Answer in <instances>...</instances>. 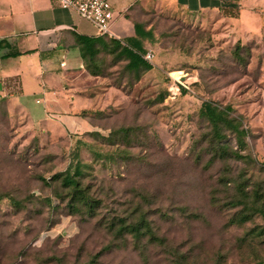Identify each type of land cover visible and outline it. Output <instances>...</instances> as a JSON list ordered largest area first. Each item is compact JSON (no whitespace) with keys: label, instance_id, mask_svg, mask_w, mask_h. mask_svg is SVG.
I'll return each instance as SVG.
<instances>
[{"label":"rangeland","instance_id":"obj_1","mask_svg":"<svg viewBox=\"0 0 264 264\" xmlns=\"http://www.w3.org/2000/svg\"><path fill=\"white\" fill-rule=\"evenodd\" d=\"M243 6L258 18L242 27L221 14L137 6L130 18L146 32L138 40L153 69L139 78L119 49L103 51L87 70L106 81L89 86L102 89L86 122L35 123L14 98L0 102V264H264V218L231 226L243 206L229 209L235 189L220 185L248 180L264 191V0ZM113 10L121 39L132 26ZM177 71L193 92L167 101ZM206 104L225 112L218 127ZM69 167L95 186L103 214L134 200L132 209L152 210L165 246L142 254L116 242L105 251L114 238L98 219L72 214L71 192L52 181Z\"/></svg>","mask_w":264,"mask_h":264},{"label":"crops","instance_id":"obj_2","mask_svg":"<svg viewBox=\"0 0 264 264\" xmlns=\"http://www.w3.org/2000/svg\"><path fill=\"white\" fill-rule=\"evenodd\" d=\"M139 5L221 14L240 27L258 18L257 10L246 9L243 0H113L121 19L132 26V32L120 40L134 36L130 16ZM75 35L99 37L91 23L62 9L56 0H0V84L5 79L20 80L21 93L13 103L35 123L55 116L68 122L77 117L84 120L87 110L96 109L93 100L102 88L89 86L104 84L106 79L88 75ZM33 100L42 105L40 112L32 108ZM36 112L42 115L39 121Z\"/></svg>","mask_w":264,"mask_h":264},{"label":"trees","instance_id":"obj_3","mask_svg":"<svg viewBox=\"0 0 264 264\" xmlns=\"http://www.w3.org/2000/svg\"><path fill=\"white\" fill-rule=\"evenodd\" d=\"M133 24L135 36L124 40L110 38L108 36L89 38L75 35L76 44L80 50L86 70L89 71V64L94 62L103 51L110 50L111 47H116V50H120L121 57H127L129 61L127 68L137 73L139 78L142 73L151 71L153 66L144 59L142 44L138 40V38L146 36V32L141 25ZM93 76L100 75L94 74ZM192 86L190 91L182 89L178 98L193 92ZM168 96L169 91L165 96L166 100ZM7 99L8 98L2 99L0 102ZM224 114L225 112L213 108L211 104H206L204 106V115L217 127L219 122L224 121ZM228 157L233 156L228 154ZM235 157L238 160L246 159L245 156L239 154H235ZM262 168H264V166H262ZM79 177H81L80 170L75 169V171H72L69 167L66 172L53 176L52 181H61L62 187L71 192V200L68 205L72 209V214L78 215L83 213L90 220L98 219V227L108 236L114 238L113 245L111 244L108 246L105 251H110L116 247V242H123L125 244L130 242L134 245L135 249L142 252V254H147L149 249H157L161 246H165L166 240L159 235L157 225L153 220L154 213L152 210H145L142 204H138L132 209L135 202L134 200L130 203V206L123 211L112 210L103 214L100 210L102 209L104 201L94 192L95 186L92 184H83L78 179ZM242 177L243 176H241V178ZM250 183L251 181L247 180L245 181V186L238 187L236 182L234 183L231 180H223L220 182V185L228 187L230 190L235 189V195L232 196L229 209H238L240 206H243V209L237 210V214L230 220L229 224L231 226H245L253 222L256 216L264 218V191H260V187L257 189L258 185L256 184H253L251 187ZM254 187L255 189L252 191ZM144 199L146 200V198ZM151 204L152 201L148 200V205L150 206ZM160 216L168 219L169 214L163 212Z\"/></svg>","mask_w":264,"mask_h":264},{"label":"built area","instance_id":"obj_4","mask_svg":"<svg viewBox=\"0 0 264 264\" xmlns=\"http://www.w3.org/2000/svg\"><path fill=\"white\" fill-rule=\"evenodd\" d=\"M59 6L68 11L75 12L80 18L91 23L98 36H108L110 38H117L111 27L113 26V19L115 12L113 10L112 0H56ZM154 55L148 53L144 59L152 63ZM170 86L168 88L169 96L167 101L176 100L182 89L191 90L192 83L187 80V75L184 71H177L170 74ZM21 82L18 78H10L2 83V90H0V100L5 98H13L20 95Z\"/></svg>","mask_w":264,"mask_h":264}]
</instances>
